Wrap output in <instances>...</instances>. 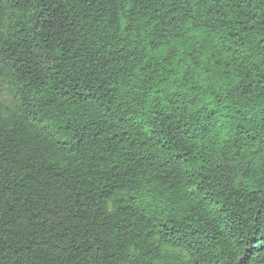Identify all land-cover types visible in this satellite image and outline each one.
<instances>
[{"label": "trees", "instance_id": "1", "mask_svg": "<svg viewBox=\"0 0 264 264\" xmlns=\"http://www.w3.org/2000/svg\"><path fill=\"white\" fill-rule=\"evenodd\" d=\"M0 264H264V0H0Z\"/></svg>", "mask_w": 264, "mask_h": 264}, {"label": "rangeland", "instance_id": "2", "mask_svg": "<svg viewBox=\"0 0 264 264\" xmlns=\"http://www.w3.org/2000/svg\"><path fill=\"white\" fill-rule=\"evenodd\" d=\"M0 101L8 105L12 102V97L5 87H0Z\"/></svg>", "mask_w": 264, "mask_h": 264}]
</instances>
